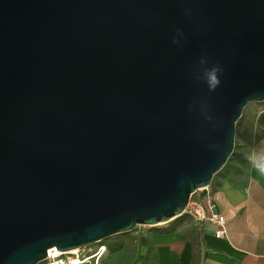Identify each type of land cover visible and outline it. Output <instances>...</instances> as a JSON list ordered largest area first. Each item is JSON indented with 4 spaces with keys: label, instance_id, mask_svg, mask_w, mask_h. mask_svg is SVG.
Listing matches in <instances>:
<instances>
[{
    "label": "water",
    "instance_id": "obj_1",
    "mask_svg": "<svg viewBox=\"0 0 264 264\" xmlns=\"http://www.w3.org/2000/svg\"><path fill=\"white\" fill-rule=\"evenodd\" d=\"M254 102L264 0H0V264L184 216Z\"/></svg>",
    "mask_w": 264,
    "mask_h": 264
},
{
    "label": "crops",
    "instance_id": "obj_2",
    "mask_svg": "<svg viewBox=\"0 0 264 264\" xmlns=\"http://www.w3.org/2000/svg\"><path fill=\"white\" fill-rule=\"evenodd\" d=\"M263 112L256 128L261 135L253 144H244L248 146L243 151L246 158L253 151L264 153V132L259 127ZM214 179L195 197L216 199L227 219V236L218 239L214 227L200 226L194 220L187 229L182 218L189 216L184 215L143 234V249L148 254L153 251V264H264V174L249 163L243 176L234 181ZM145 257L147 261L149 256Z\"/></svg>",
    "mask_w": 264,
    "mask_h": 264
},
{
    "label": "rangeland",
    "instance_id": "obj_3",
    "mask_svg": "<svg viewBox=\"0 0 264 264\" xmlns=\"http://www.w3.org/2000/svg\"><path fill=\"white\" fill-rule=\"evenodd\" d=\"M264 111V103H250L243 112V117L241 121L236 126L235 133V150L245 151L248 148V144H253L254 139L261 135V132L256 130L257 128V119L260 113ZM247 145H244L246 144ZM182 222L188 229L192 220L189 217H183ZM156 227H143L140 226L136 228L134 231L114 236L106 241L104 244L108 246V250L103 258L100 260L99 264H153V251L149 254L146 253L145 249L140 244L141 238H143V234L147 232V230L152 229L156 230ZM110 244L118 245L115 249H110ZM94 246L89 247L88 250H93ZM149 256L147 261L145 260V256ZM41 264H45L42 262Z\"/></svg>",
    "mask_w": 264,
    "mask_h": 264
},
{
    "label": "built area",
    "instance_id": "obj_4",
    "mask_svg": "<svg viewBox=\"0 0 264 264\" xmlns=\"http://www.w3.org/2000/svg\"><path fill=\"white\" fill-rule=\"evenodd\" d=\"M196 194L191 198L185 215L200 226L214 227L216 238H225L227 236V219L219 212L216 199L210 195L200 199L195 197ZM88 249H78L75 253L73 251L59 252L53 249L48 252V257L44 262L45 264H99L108 247L103 243L102 245L96 244L93 250L86 251Z\"/></svg>",
    "mask_w": 264,
    "mask_h": 264
},
{
    "label": "clouds",
    "instance_id": "obj_5",
    "mask_svg": "<svg viewBox=\"0 0 264 264\" xmlns=\"http://www.w3.org/2000/svg\"><path fill=\"white\" fill-rule=\"evenodd\" d=\"M178 36H183V33L178 30L177 32ZM173 43L178 44L179 40L174 39ZM224 72V69L219 64H214L209 66V62L206 58H201L200 60V68L195 73V79L197 81L204 82L208 90L210 92H215V90L221 85V76ZM203 111L205 113V118L208 120H212L211 115H207V106L205 105L203 108ZM214 147H216L214 145ZM249 163L256 168L261 174H264V153H257L253 151L248 157H247Z\"/></svg>",
    "mask_w": 264,
    "mask_h": 264
},
{
    "label": "trees",
    "instance_id": "obj_6",
    "mask_svg": "<svg viewBox=\"0 0 264 264\" xmlns=\"http://www.w3.org/2000/svg\"><path fill=\"white\" fill-rule=\"evenodd\" d=\"M240 121H239V123H240ZM259 127L264 132V112L260 116ZM248 164H249V161L245 157V153L243 151L236 149L234 151L233 156L228 161L227 165L216 175L214 182H218L220 179H230V180L234 181L237 178H240L241 176H243L244 169L248 166ZM140 244L142 247L144 245H146V242L143 238H141ZM117 247H118V245H116V244H110L109 245L110 249H115Z\"/></svg>",
    "mask_w": 264,
    "mask_h": 264
},
{
    "label": "bare ground",
    "instance_id": "obj_7",
    "mask_svg": "<svg viewBox=\"0 0 264 264\" xmlns=\"http://www.w3.org/2000/svg\"><path fill=\"white\" fill-rule=\"evenodd\" d=\"M106 250V249H105ZM77 252V250H74L73 253Z\"/></svg>",
    "mask_w": 264,
    "mask_h": 264
}]
</instances>
